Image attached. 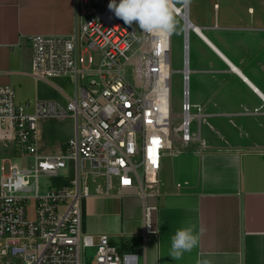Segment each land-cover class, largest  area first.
<instances>
[{
  "label": "built area",
  "instance_id": "1",
  "mask_svg": "<svg viewBox=\"0 0 264 264\" xmlns=\"http://www.w3.org/2000/svg\"><path fill=\"white\" fill-rule=\"evenodd\" d=\"M109 3L77 0L71 35L28 37L30 74L44 81L71 79L76 92L67 103L37 101L30 112L28 104L18 103L14 88L0 86V143L3 153L11 154L0 158V264H140L137 255L121 252L110 235L95 236L84 227L85 204L93 196L90 182L100 178L107 189L98 186L100 195L110 196L115 188L123 193L137 190L145 200V233H158L157 207L147 201L160 196L162 159L173 149V71L169 75L164 67L168 61L171 66V34L140 31L139 36L136 28L115 17ZM180 10L174 15L184 22L187 39L179 131L180 140L191 143L200 140L207 116L190 102L188 36L197 27L190 21L188 4ZM187 24L194 29L188 30ZM69 117L75 120V134L61 154L40 155L39 121ZM194 118L199 130L192 136ZM25 155L28 168L20 165ZM8 162L12 165L6 174ZM42 177L62 181L43 190ZM31 201L33 219L28 216Z\"/></svg>",
  "mask_w": 264,
  "mask_h": 264
},
{
  "label": "crops",
  "instance_id": "2",
  "mask_svg": "<svg viewBox=\"0 0 264 264\" xmlns=\"http://www.w3.org/2000/svg\"><path fill=\"white\" fill-rule=\"evenodd\" d=\"M220 10L215 25L195 26L200 34L193 31L203 46L196 54L202 68L195 71L208 76L199 86L203 105H196L206 118L218 120V142L203 143L193 156L175 162L169 174L168 153L163 156L160 196L147 201L157 207L158 233H145V200L137 190L115 188L110 196L96 192L85 205L86 231L110 235L121 252L137 255L140 264H264V28L254 24L252 7L238 9L236 27L220 18ZM76 16L77 0H0V86L14 88L18 103L28 104L30 112L37 101L67 103L76 87L66 77L44 81L30 74L28 37L71 35ZM204 30L218 34L209 38ZM259 108L261 113H254ZM231 119L234 129L227 123ZM75 129L70 117L41 119L38 153L60 155ZM190 226L198 233V246L174 260L171 238L178 228Z\"/></svg>",
  "mask_w": 264,
  "mask_h": 264
},
{
  "label": "rangeland",
  "instance_id": "3",
  "mask_svg": "<svg viewBox=\"0 0 264 264\" xmlns=\"http://www.w3.org/2000/svg\"><path fill=\"white\" fill-rule=\"evenodd\" d=\"M174 5L176 7H181L183 4V0H172ZM218 4V7L216 8ZM221 7L220 10V18H228L231 26H238L236 21V14L238 12V9L242 10L243 12H247L249 7L254 8L256 12V16L253 17V19H256L257 21L254 22V24L257 26V28H264V0H189V18L190 21L200 28H205L208 26H213L216 23V17L218 14V9ZM177 20L176 30L171 33V68H172V77H171V108L172 112L174 114V119L172 122V128H173V137L172 140V150L167 151L166 156V170L168 171V174L170 172V169L173 168V165L175 162H178L181 158L191 157L193 156L194 152H197L201 150L203 147V143L206 144V146H210L213 143H215L219 136H218V126H217V119L213 118H206L202 121L201 125V131H202V138L203 141H195L191 143H185L181 141L182 133H180L179 128L182 124L183 118V104H184V80H183V74L182 71L184 69V60H185V42L187 39V30L185 27L184 22L179 16H175ZM238 20V19H237ZM221 26L223 25V22L220 21L219 23ZM129 26V25H128ZM131 28H136L138 30L139 36H141V30L136 25V22H133L132 26H129ZM203 33L209 37H214L218 34L217 31H208L204 30ZM233 34L236 33V31L232 32ZM220 34H223L222 31H220ZM259 34V33H258ZM261 35L264 36V31L260 32ZM196 35L193 33L192 30L189 32V62H190V70L192 71L190 74V81H189V87H190V102L192 105L201 104L203 105L202 97L200 96L199 92V86L201 83H204L206 80V77L203 74L198 73L197 71L199 68H202V66H197L196 63V54L200 55L202 52V44L199 42L197 38H195ZM199 52V53H198ZM96 58H99L100 54H95ZM198 69L197 71H195ZM130 81H133L132 76H130ZM197 110H192V115H196ZM228 122L235 123V119L228 120ZM229 124V123H228ZM230 125V124H229ZM232 128V126L230 125ZM234 129V128H232ZM199 130V120L197 118H194L191 125V135H197ZM231 138L234 140V136ZM218 142V141H217ZM3 143H0V158L2 157H11L8 152L3 153ZM175 153V155L171 156L170 153ZM191 155V156H190ZM21 156V155H20ZM1 160V159H0ZM1 162V161H0ZM12 161V164L15 163ZM9 162L5 164L6 171L5 173H9V167L12 165ZM20 165L22 168H28L29 167V161L27 159V156L21 158ZM142 173V170H141ZM61 179H55V178H48V177H42L41 179V185L43 190L52 188L53 186H56L61 183ZM91 186V193L96 194V191H98V186L101 187V189L106 192V185H105V179L100 178L97 179V182H90ZM116 191H113L115 193ZM87 204V202H86ZM85 204V205H86ZM29 212L28 216L29 218H34V202L31 201L29 204ZM60 209H64V207H60ZM90 221H96V218L92 216L90 218ZM94 224H96L94 222ZM112 240V239H111ZM94 251V250H93Z\"/></svg>",
  "mask_w": 264,
  "mask_h": 264
},
{
  "label": "clouds",
  "instance_id": "4",
  "mask_svg": "<svg viewBox=\"0 0 264 264\" xmlns=\"http://www.w3.org/2000/svg\"><path fill=\"white\" fill-rule=\"evenodd\" d=\"M188 0H183L187 7ZM116 18L132 26L136 22L144 33H167L176 30L175 5L172 0H110L108 5ZM198 233L193 227L178 228L171 238V257L180 259L185 253L198 246ZM201 264H209L203 260Z\"/></svg>",
  "mask_w": 264,
  "mask_h": 264
},
{
  "label": "bare ground",
  "instance_id": "5",
  "mask_svg": "<svg viewBox=\"0 0 264 264\" xmlns=\"http://www.w3.org/2000/svg\"><path fill=\"white\" fill-rule=\"evenodd\" d=\"M174 4V3H173ZM186 8V7H185ZM176 10H175V12L174 13H176V12H178L179 13V11H181L180 10V7H177V8H175ZM181 16V15H180ZM191 25L190 24H187V29L188 30H190V29H194V28H192V27H190ZM196 31H198L197 33H199L200 34V29H196ZM170 35V34H169ZM164 67H165V72H166V70L168 71L167 73L169 74V75H171V66H170V61H168V62H165V64H164Z\"/></svg>",
  "mask_w": 264,
  "mask_h": 264
},
{
  "label": "snow or ice",
  "instance_id": "6",
  "mask_svg": "<svg viewBox=\"0 0 264 264\" xmlns=\"http://www.w3.org/2000/svg\"><path fill=\"white\" fill-rule=\"evenodd\" d=\"M127 183V181H125Z\"/></svg>",
  "mask_w": 264,
  "mask_h": 264
}]
</instances>
